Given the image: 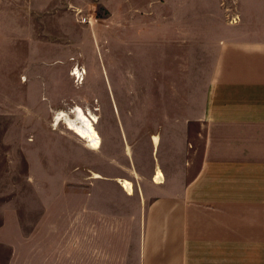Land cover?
I'll list each match as a JSON object with an SVG mask.
<instances>
[{
    "label": "crops",
    "instance_id": "obj_1",
    "mask_svg": "<svg viewBox=\"0 0 264 264\" xmlns=\"http://www.w3.org/2000/svg\"><path fill=\"white\" fill-rule=\"evenodd\" d=\"M64 7L0 0L1 85L9 81L11 44L29 46L21 70L41 62L42 13ZM245 16L190 32L196 52L188 66L189 22H148L147 96L184 92L178 105L189 110L130 117L118 134L130 145V165L121 166L115 152L107 166L104 155L103 167L120 178L35 182L17 211L7 202L0 264H264V5L258 18ZM52 18L73 23L71 16ZM102 55L99 49L95 59ZM116 167L133 168L123 175Z\"/></svg>",
    "mask_w": 264,
    "mask_h": 264
},
{
    "label": "rangeland",
    "instance_id": "obj_2",
    "mask_svg": "<svg viewBox=\"0 0 264 264\" xmlns=\"http://www.w3.org/2000/svg\"><path fill=\"white\" fill-rule=\"evenodd\" d=\"M43 5L66 7L42 13V41L36 44L41 62L21 70L18 64L29 46L11 44L9 69H4L9 81L0 84L4 88L0 89L1 209L10 201L17 211L35 182L44 186L95 176L120 178L121 173L114 175V167H103L104 155L107 166L113 165L115 152L122 156L118 159L121 166L130 165V145L118 140V134L129 128L130 117H176L189 110L178 105L184 92H171L169 98L166 91L147 96L143 83L151 53L149 21L189 22L185 39L188 66L196 52L190 32H209L205 26L210 22H232L241 13H247L245 18H258L264 0H43ZM53 15L71 16L73 23L59 22ZM194 24L203 27H191ZM99 49L101 62L95 59ZM75 70L82 73L78 81L72 74ZM137 100L143 107L135 106ZM151 101L158 107L152 108ZM77 108L97 120L98 151L89 149L66 128ZM195 147L199 152L200 140ZM129 168L133 167H116L123 175H128Z\"/></svg>",
    "mask_w": 264,
    "mask_h": 264
},
{
    "label": "bare ground",
    "instance_id": "obj_3",
    "mask_svg": "<svg viewBox=\"0 0 264 264\" xmlns=\"http://www.w3.org/2000/svg\"><path fill=\"white\" fill-rule=\"evenodd\" d=\"M74 74H79L75 70ZM75 117L72 120H67L66 127L70 132H72L76 137L86 143L87 147L93 151H98L101 147V138L98 135L95 126L97 125V120L95 118H88L84 112L77 108ZM96 178L98 176H95ZM162 177L161 173L157 171L155 181L158 182ZM124 189L131 192V184L126 180H120Z\"/></svg>",
    "mask_w": 264,
    "mask_h": 264
},
{
    "label": "built area",
    "instance_id": "obj_4",
    "mask_svg": "<svg viewBox=\"0 0 264 264\" xmlns=\"http://www.w3.org/2000/svg\"><path fill=\"white\" fill-rule=\"evenodd\" d=\"M75 71L72 72V74L75 76V80H80L82 78V73H79V75L74 74Z\"/></svg>",
    "mask_w": 264,
    "mask_h": 264
}]
</instances>
